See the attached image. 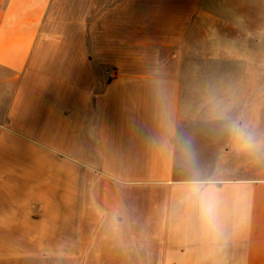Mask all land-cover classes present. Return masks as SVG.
Masks as SVG:
<instances>
[{
    "label": "crops",
    "instance_id": "1",
    "mask_svg": "<svg viewBox=\"0 0 264 264\" xmlns=\"http://www.w3.org/2000/svg\"><path fill=\"white\" fill-rule=\"evenodd\" d=\"M95 242L264 264V0H0V264Z\"/></svg>",
    "mask_w": 264,
    "mask_h": 264
},
{
    "label": "rangeland",
    "instance_id": "2",
    "mask_svg": "<svg viewBox=\"0 0 264 264\" xmlns=\"http://www.w3.org/2000/svg\"><path fill=\"white\" fill-rule=\"evenodd\" d=\"M253 38H248V42L250 40L252 41ZM225 41V38H219V42ZM212 42H216L214 38H189L188 43L190 45L194 44H200V49L202 53L208 52L212 48ZM127 245V244H126ZM99 246V247H98ZM102 246L99 243H94V246L91 247L90 249H87L83 252L84 257L86 258L83 259L81 264H93V262L96 263L97 259L103 258L106 259L108 257L117 259L113 262L116 264H158L160 262L163 263V260H159L160 255L158 252L155 250H144V248L141 247L139 248V245L136 250H129L128 248L126 249H120L118 251H114L111 255L108 253H103L102 251ZM99 250L102 252L100 253ZM100 253V255H99ZM114 255V257H113Z\"/></svg>",
    "mask_w": 264,
    "mask_h": 264
},
{
    "label": "clouds",
    "instance_id": "3",
    "mask_svg": "<svg viewBox=\"0 0 264 264\" xmlns=\"http://www.w3.org/2000/svg\"><path fill=\"white\" fill-rule=\"evenodd\" d=\"M188 199L196 206L201 222L207 227H214L219 210L215 197L210 192L195 185L190 190Z\"/></svg>",
    "mask_w": 264,
    "mask_h": 264
},
{
    "label": "built area",
    "instance_id": "4",
    "mask_svg": "<svg viewBox=\"0 0 264 264\" xmlns=\"http://www.w3.org/2000/svg\"><path fill=\"white\" fill-rule=\"evenodd\" d=\"M171 88H172L173 91H176V89H177V84H176V83H173Z\"/></svg>",
    "mask_w": 264,
    "mask_h": 264
}]
</instances>
